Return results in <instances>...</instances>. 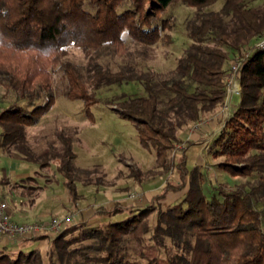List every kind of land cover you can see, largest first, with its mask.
<instances>
[{
  "label": "trees",
  "instance_id": "trees-1",
  "mask_svg": "<svg viewBox=\"0 0 264 264\" xmlns=\"http://www.w3.org/2000/svg\"><path fill=\"white\" fill-rule=\"evenodd\" d=\"M219 1L0 0V91H5L3 98L14 93L32 107L14 104L0 112V143L12 150V157L41 167L54 157L51 148L35 153L28 140L29 128L39 124L56 101L51 69L66 84L64 97L83 102L87 115L101 103L102 89L143 84L146 96L121 98L114 111L134 126L141 147L155 153L163 175L174 174L146 206L114 202L94 209L106 224L92 227L81 221L63 229L54 239L49 264H264V210L255 206L264 197V50L247 58L238 76L240 101L228 118L219 120L221 130L211 145L221 171L232 177L257 176L258 184L250 191L212 184L207 193L203 177L189 166L194 143L183 137L190 125L218 115L227 95L228 64L264 34V0H255L261 2L258 6L249 0H222L219 12H204ZM178 3L198 13L187 23L192 44L172 78L157 84L156 75L137 70L135 63L119 71L101 63L106 53L123 50L125 33L145 47L162 40L171 44L167 31L175 24L163 16ZM71 48L84 51L85 67L67 59ZM35 99L43 102L34 104ZM58 138L63 152L57 172L78 206L74 138L65 133ZM129 166L132 177L141 182L142 172ZM173 195L181 197L171 202ZM76 232L77 238L68 239ZM0 264L43 261L35 250H20L16 258L0 253Z\"/></svg>",
  "mask_w": 264,
  "mask_h": 264
},
{
  "label": "rangeland",
  "instance_id": "rangeland-1",
  "mask_svg": "<svg viewBox=\"0 0 264 264\" xmlns=\"http://www.w3.org/2000/svg\"><path fill=\"white\" fill-rule=\"evenodd\" d=\"M249 4L258 6L261 2L249 0ZM222 5L221 0L204 12H219ZM197 13L198 10L182 3L173 5L163 16L175 24L172 31H167V34L173 38L171 44L162 40L154 46L145 47L134 42L125 33L123 50L106 53L101 63L113 71H119L121 66L128 63H135L137 70L156 75L157 84L163 79L172 78L178 60L185 55L192 44L186 26ZM67 59L81 67H85L87 63L84 51L78 48H71ZM49 73L52 77L56 101L39 124L29 128L28 140L35 153L51 148L54 157L50 159L49 166L41 167L40 164L15 160L11 155L12 150L0 143V197L7 201L9 206L8 201L12 202L15 198L18 217L24 222H48L55 217L62 218L75 214L74 222L69 226L81 221L87 222L92 227L106 224L108 220L97 218L94 209L112 205L114 202L139 207L148 205L154 196L161 193L167 179L174 178V174L170 172L168 175H163L165 171L157 167L155 153L141 147L134 126L121 119L114 111L115 105L121 101V98L146 96L143 84L135 82L122 87L102 89L98 94L101 103L93 106L90 115H87L83 102L71 101L64 97L66 84L61 74L51 69ZM4 94L5 91L2 89L0 112L14 104L32 109L28 100L18 101L14 93L3 98ZM239 101L240 97L235 96L233 106ZM32 102L40 104L43 100L35 99ZM222 107L216 118L202 120L203 124L198 130L194 129L196 125H190L184 132L183 137L194 143L189 151V166L191 169H197L198 175L203 177V189L207 193H210L212 184L224 183H228L233 188L245 187L250 191L258 184L257 176L232 177L218 168L219 159L211 154L212 140L221 129L218 122L223 120ZM58 133H65L74 138V151L77 154L74 179L80 195L78 206H75L71 200L64 177L57 172L61 161L60 155L63 152V144L58 138ZM181 148L182 145L179 146V149ZM121 160L126 162L123 163ZM127 165H132L142 172L141 182L132 177L131 166ZM29 177L34 178L35 181H26ZM6 179L9 181L8 184H4ZM21 184L42 188L28 191L20 187ZM180 197L181 195H173L170 201ZM255 206L258 210H264L263 196L256 201ZM22 207L24 210L29 209L24 215L20 213ZM69 226L62 228L61 231ZM58 235H51L42 240L11 239V245L0 244V253L16 258L20 250L24 252L35 250L40 254L43 264H49L50 252L54 249V239ZM78 235L79 232H76L68 239L77 238ZM147 238L149 239L150 236ZM73 246L77 248L80 244L74 243Z\"/></svg>",
  "mask_w": 264,
  "mask_h": 264
},
{
  "label": "built area",
  "instance_id": "built-area-1",
  "mask_svg": "<svg viewBox=\"0 0 264 264\" xmlns=\"http://www.w3.org/2000/svg\"><path fill=\"white\" fill-rule=\"evenodd\" d=\"M264 50V34L259 37L246 52L232 59L228 67L226 76L227 95L223 104L222 121L229 117L233 108V98L240 97L241 85L238 79L240 71L247 58L252 52ZM203 123H198L194 129L198 130ZM221 130V129H220ZM219 130V131H220ZM75 214L67 215L62 218L55 217L48 222H19L10 213V206L7 201L0 197V236L10 239H26L37 236L58 235L61 229L74 222Z\"/></svg>",
  "mask_w": 264,
  "mask_h": 264
},
{
  "label": "crops",
  "instance_id": "crops-1",
  "mask_svg": "<svg viewBox=\"0 0 264 264\" xmlns=\"http://www.w3.org/2000/svg\"><path fill=\"white\" fill-rule=\"evenodd\" d=\"M216 118V117H215ZM9 198H7V200H8ZM10 200V199H9ZM9 203H10V213L12 214V216H13V218L15 219V220H17V221H19V222H24L23 221V219H21L20 217H18V210L15 208V205H17L16 203H15V198L12 200V202L11 201H8ZM17 202H18V200H17ZM21 214H26V212H28L27 210H29V209H25L24 210V208L22 207L21 208ZM3 236H0V244H3V245H5V246H8V245H11V243H12V241H11V239H9V238H6V237H4V238H2ZM9 241V242H8Z\"/></svg>",
  "mask_w": 264,
  "mask_h": 264
}]
</instances>
